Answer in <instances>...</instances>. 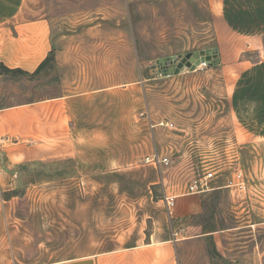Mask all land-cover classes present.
<instances>
[{
	"label": "rangeland",
	"instance_id": "374dc122",
	"mask_svg": "<svg viewBox=\"0 0 264 264\" xmlns=\"http://www.w3.org/2000/svg\"><path fill=\"white\" fill-rule=\"evenodd\" d=\"M22 11L31 20L48 19L60 49L87 46L103 54L102 49L113 48L110 59L117 75L131 79L133 97H142L153 122L174 123V128L155 129L163 132L170 164L156 168L144 163L145 156L138 157L112 177L123 181L117 193L145 195L143 179H176L167 186L179 192L191 179L214 170L209 186L224 187L208 192L201 213L174 221L183 240L182 264H264V132L256 138L241 134L229 98L235 74L208 71L207 66L174 74L157 63L217 47L205 0H24ZM55 63L49 60V68L36 78L38 88L57 90L60 72ZM259 126L264 129V119ZM154 131H145L147 152L156 148ZM141 140L134 139L132 147ZM24 165L8 168L0 152V264H29L31 236L37 242L74 239L75 216L67 214L69 209L114 206L117 230L128 224L123 209H133L136 223L161 211L154 203L163 197L161 185L152 187L154 201L118 195L113 200L106 185L64 179L75 171L69 163Z\"/></svg>",
	"mask_w": 264,
	"mask_h": 264
},
{
	"label": "crops",
	"instance_id": "0c3cea01",
	"mask_svg": "<svg viewBox=\"0 0 264 264\" xmlns=\"http://www.w3.org/2000/svg\"><path fill=\"white\" fill-rule=\"evenodd\" d=\"M23 3L0 0V64L26 73L0 71V152L7 158V167H24V162L32 161L69 163L75 171L64 179L106 185L108 199L113 200L118 195L154 201L157 196L152 187L164 188L163 197L154 201L161 211L146 215L144 222L136 223L132 208L123 209L128 223L124 229L117 230L114 206L93 204L71 213L66 210L75 216L74 239L60 236L37 242L31 236L29 264H182L183 240L174 221L201 213L208 192L224 186L211 183L210 190L195 195L186 192L188 185L179 192L167 186L176 179H143L145 195L132 198L129 192L117 193L123 181L112 179L116 172L140 156L167 155L163 132L155 130L159 126L151 127V112L141 96L133 97L131 79L117 75L115 60L110 59L113 48L102 49L107 52L103 54L87 46L60 49L49 20L23 16ZM205 3L218 49V63L208 71L219 68L235 74L230 76L232 116L241 121L242 135L256 138L264 132L259 126L264 119V0ZM51 53L60 72L59 86L53 92L36 85V78L49 68L44 61ZM145 112L151 121L141 115ZM146 130L157 132L156 148L149 152ZM133 138L142 139L143 145L132 147ZM1 175L0 170V179ZM165 195L177 196L171 214Z\"/></svg>",
	"mask_w": 264,
	"mask_h": 264
},
{
	"label": "built area",
	"instance_id": "2783aa9c",
	"mask_svg": "<svg viewBox=\"0 0 264 264\" xmlns=\"http://www.w3.org/2000/svg\"><path fill=\"white\" fill-rule=\"evenodd\" d=\"M203 66L210 67L211 65L204 63L198 67L202 68ZM141 115L151 121V115L149 112L142 113ZM156 126L174 128V123L167 121V120H161L157 123L151 122L152 128ZM170 162H171V158L168 155H161L159 153H154L153 155H149L145 157L144 159V163L153 164L157 168H161L165 165H169ZM214 175H215L214 170H210L203 177H197L195 179H191L187 187V192L194 194V193H203V192L210 190L209 181L211 180V178L214 177ZM242 175H243L242 172L238 173L239 177H241ZM176 199H177V196H174V195L164 196V201L166 203L167 210L169 211L170 214L172 213V210L174 209L176 205Z\"/></svg>",
	"mask_w": 264,
	"mask_h": 264
},
{
	"label": "water",
	"instance_id": "95a60500",
	"mask_svg": "<svg viewBox=\"0 0 264 264\" xmlns=\"http://www.w3.org/2000/svg\"><path fill=\"white\" fill-rule=\"evenodd\" d=\"M216 47L202 49L186 54L172 55L157 61L162 67H166L171 73L178 74L185 70H196L201 64L213 65L218 60ZM26 168V166H24Z\"/></svg>",
	"mask_w": 264,
	"mask_h": 264
},
{
	"label": "trees",
	"instance_id": "16d2710c",
	"mask_svg": "<svg viewBox=\"0 0 264 264\" xmlns=\"http://www.w3.org/2000/svg\"><path fill=\"white\" fill-rule=\"evenodd\" d=\"M49 60H54V55H53V53H51V55L44 61V64H47V62L49 61ZM218 63V62H217ZM216 64V63H215ZM0 69H2L1 71L2 72H6V73H9V72H11V73H19V74H21V75H24V74H26V73H24V71H22V70H11V69H9L8 67H6V66H4V65H1L0 64Z\"/></svg>",
	"mask_w": 264,
	"mask_h": 264
}]
</instances>
